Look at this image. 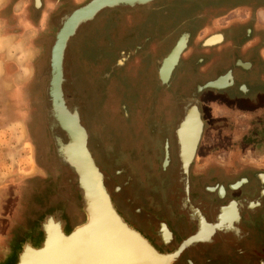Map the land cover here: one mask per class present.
Returning <instances> with one entry per match:
<instances>
[{"label":"flooded vegetation","instance_id":"af4514ba","mask_svg":"<svg viewBox=\"0 0 264 264\" xmlns=\"http://www.w3.org/2000/svg\"><path fill=\"white\" fill-rule=\"evenodd\" d=\"M21 1V5L29 3L31 12L41 11L40 21H48L61 11H66L62 23H57L53 29L56 44L57 35L67 18L94 0H40V6L36 5L37 0ZM166 1L168 3L161 6L158 0H153L144 5L119 4L102 8L93 19L79 25L67 44L68 49L80 32L83 34L82 39L85 36L97 38L96 42L91 39L92 48L104 50L101 62L109 71L107 75L104 74L103 81L110 82L111 88H117L119 84L113 79L115 72L119 68L126 69L122 75L123 82L130 86L123 90L132 95L136 90L132 83L136 72L134 66L128 67L131 60L139 56L150 60L154 58L159 80L161 61L171 53L181 37L187 35V49L183 51L169 82H160L159 88L154 87L153 91L144 89L151 95V100L156 95L161 96L162 104L159 106L163 108L159 114L150 113L149 108L147 114L142 113L144 110L138 108L145 105H141L145 100L140 98L134 102L132 99V114L127 110L128 105L124 106L125 119L120 121L116 133L109 137L115 139L118 148L117 156L114 147L113 152L107 151L106 154L107 163L119 168L115 172L117 185L111 189L115 205L133 227L154 238L159 245L164 244L157 233L160 234L163 227L168 226L175 235L168 248L177 250L200 233L202 216L209 224H216L223 209L235 203L239 216L235 226L217 229L210 240L197 241L185 247L180 257L176 258V264L264 262V251L261 248L264 241L253 249L247 243L254 240L257 235L255 233L261 229L258 217H264V5L260 0H207L192 17L174 23L165 11L172 9L169 7H172L175 0ZM186 7L195 8L193 4ZM138 8H147L145 18H140ZM127 9L131 10L132 17L127 22V29L123 30L119 26L121 18L113 17L123 15V10ZM158 11L164 13L158 17V24L155 25L149 18L153 12L158 14ZM100 14L108 17L101 19L98 26H90ZM194 20H199L201 24L192 34L186 27ZM160 26L165 29L164 32L159 33ZM213 34H222L223 42L216 46H204V40ZM196 52L200 58L189 78L176 84L177 69ZM120 61L122 65H119ZM227 77V87L198 91L199 86ZM189 90L191 92L186 95ZM233 91L237 95H232ZM227 92L233 93L228 96ZM173 94H185V97L172 103ZM194 98H199L198 103L191 102ZM193 106H197L201 113L203 130L194 160L190 164L192 166L189 165L186 174L180 154L182 131L179 134V129ZM235 131L241 132L240 135L233 137ZM88 134V146L103 172L91 146L92 135ZM206 138L212 140L208 144L211 153L223 146L231 148L226 162H209L204 163L205 168L201 167L198 163L199 154ZM161 156L162 162L157 165L156 160L159 161ZM142 174L143 179L139 177ZM103 175L107 187L108 177L105 172ZM237 184L240 186L236 188ZM251 185L255 186L254 190L257 188V195L254 190L247 189ZM243 193L255 194L256 198H248L245 203L242 196H239Z\"/></svg>","mask_w":264,"mask_h":264},{"label":"rangeland","instance_id":"374dc122","mask_svg":"<svg viewBox=\"0 0 264 264\" xmlns=\"http://www.w3.org/2000/svg\"><path fill=\"white\" fill-rule=\"evenodd\" d=\"M158 1L160 6L168 3L166 0ZM193 1L175 0L172 2V7H169L173 10L167 9L165 12L174 23L183 18H190L200 9L201 4L205 5L207 2V0ZM260 2L264 5V0ZM21 4V0H0V262L9 254L12 245L19 243L30 232L33 223L50 208L55 210L50 211L49 217L63 209L72 225L83 220L80 204L76 200V177L70 167L63 164L54 139L55 135L63 143H67V136L57 125L54 117L48 118L46 113V110L52 107L48 90L54 72L50 60L56 41V33L53 29L57 23H62L66 11H61L48 21H40L41 11L31 12L29 3ZM188 4L190 6L193 4L195 8L187 9ZM138 9L136 10L140 11V18H145L148 13L147 8ZM123 11V15H114L113 18H121L119 26L126 30L127 22L132 15L129 9ZM163 13L164 11H158V14L153 12L149 19L157 25L156 21ZM107 17L106 14L98 15L90 26H98L99 21ZM200 24L199 20H194L186 28L194 34ZM159 28V33L164 32L163 27ZM218 29L222 30V27ZM82 35L80 32L67 49L64 58L63 92L68 106L75 107L74 110L80 113L84 126L92 135L91 146L100 162V168L108 177L107 188L111 192V189L117 185L118 178L115 172L119 168L115 164L107 163L106 154L107 151L113 152V147L116 148L115 139L109 137L116 133L120 121L124 120L126 115L124 106L128 105L127 110L132 114L133 100L135 102L141 98L145 100L141 105H145L138 109L144 110L142 112L144 114L148 113L146 111L148 108L152 114H159L160 109L163 108L159 106L162 104L161 96L156 95L151 100V95L145 91L147 89L153 91L154 87L160 86L156 70L157 62L153 61L154 58L150 60L141 58L142 56L131 60L128 67L134 66L136 73L132 83L136 90L131 93L132 95L130 92L127 94L123 89L130 85L123 82L122 76L126 69L116 70L113 79L119 85L117 88H111L110 82L103 81L104 74L107 75L109 72L106 70L108 67L104 68L101 62L104 50L98 49V51L94 49L95 47L92 48L93 38L84 35L82 39ZM95 39L97 38L93 41L96 42ZM198 50L201 51V48L199 47ZM199 58L196 52L181 63L175 73L176 84L189 78ZM190 92L189 90L186 95ZM233 92L232 95H237L236 91ZM231 93L227 92V95L230 96ZM182 97L184 98L185 94H173L172 103H176ZM149 100L151 101L148 102ZM240 133L235 131L233 137L239 136ZM211 141V138L205 139L199 154L198 163L204 168V163L226 162L230 156L231 148L224 146L216 152H209L211 150L208 149V144ZM116 149L117 156L118 148ZM161 162L162 156L159 161L156 160L157 165ZM35 166L38 170H35ZM34 172L35 176H32ZM139 177L144 178V174ZM247 189L254 190L255 186L251 185ZM166 231L162 230L157 235L162 238ZM48 244L49 240H46L43 249H46ZM27 245V252H35L29 248V244Z\"/></svg>","mask_w":264,"mask_h":264},{"label":"water","instance_id":"95a60500","mask_svg":"<svg viewBox=\"0 0 264 264\" xmlns=\"http://www.w3.org/2000/svg\"><path fill=\"white\" fill-rule=\"evenodd\" d=\"M98 1H100V0H94L88 6L82 8V9H79V10L75 11L74 13H72L71 16L67 18L64 26L61 28L60 32L57 35V42L53 47L52 57H51V63L54 67V72L51 75L50 87L48 90V93H49L51 100H52V107L48 108L46 110L48 118L53 117L52 114L54 112H56L54 109L56 108L57 104L62 105L65 109H67L69 107L66 105V101L64 100V95H63V91H62V84L64 81V78H63L64 67H63L62 58H63V51L66 52V49H67L66 44H64V48L62 50V54L60 57V62H59V64H56V60L58 58L57 50H58V47H59V44L61 41L62 34L65 31L67 24L78 13L92 7ZM135 4H137V3H135V2H133V3H121V5H130V6L135 5ZM139 5H144V3H141ZM101 9H102V7L99 8L97 11H99ZM184 38H187V35H184L178 41V43L175 45V47L173 48L171 53L165 59H163L161 61V66L159 69V80L162 84H166L167 82H169L175 67L178 65V63L180 61L181 53L187 47V43H185V47L179 52L178 60L175 62V64L173 65V67L171 69V76L168 79L163 78L162 71L164 69L166 62L173 55V53L179 47V45L181 44V42ZM121 64H122V62L120 61L119 65H121ZM64 77H65V73H64ZM220 80H222V78H219L218 80H215V81H210L203 86H199L198 91L200 92L206 88L221 89V88L227 87L229 85L228 84L226 86H220L218 84L220 82ZM191 102L198 103V99L194 98L191 100ZM69 109H70V111L72 110V117L75 120V128H76L77 132L79 133V135H82L81 136L82 140L80 143L78 141L74 140V138L72 137L70 132L65 129V127L61 121V118L58 114L56 115L57 125L60 127V129L63 132H65V134H67L68 141H67V143H63L60 140V138L58 136H55V135H54V139L57 142V146H58L59 150H61L62 152L65 153V158H63V160L67 163L65 165L70 167L72 173L76 177V183H75L76 200L80 204V210L83 214V220L76 225H72L69 217H67L65 215V212L63 211V209L61 210L65 216L64 217L65 218V226L63 229L66 230V233H67L66 239H71L73 237H85V234L88 233L89 234L88 236H90V238H91V236L94 235L95 238L93 239V243L95 241H97V243H98V240L100 239V237L104 236L105 239H104L103 243H100L101 246H99L98 249L100 250V249H103L102 247H105V249L106 248L110 249L109 250L110 252L113 250H116V251L120 252L121 255L124 256L125 251H127L124 248L125 242H123V240H121V239H118V237L115 234L113 227H112V226H116V225H113L114 224L113 222L116 221L117 222L116 224L123 226L125 229H127L128 232H130V234L132 233L134 235V237L139 239L141 242L145 241V240H149V242H150L149 246L144 245V244H140L141 249H139L136 246L137 245L136 244L135 245L136 247L133 248V249L139 250V252H140V250L143 252L144 257L146 259L142 257L139 260L140 262H146L147 261V262H156V263L158 262L159 264H171L170 263L171 262L170 255H166V254L168 252H169L168 254H174V252H175L174 249L173 250L167 249L168 251L166 253V251L163 250L164 245L157 244L156 242H154L152 240L151 237L144 235L137 228L133 227L123 217L122 213L116 207V205L114 203V198H113L111 192L109 191V189L105 185L104 176H103V174L100 173L99 167H98L96 161L93 160V157L91 155L92 152L89 151L90 148L87 146V134L85 133V129H84V125L82 123V120H80L81 116L77 113L76 110H74L70 107H69ZM193 113L195 114V117L198 119L200 130L198 133V137H196V141L193 145V149H194L193 150V156L187 162H185L183 160L184 171L186 174L188 173L189 165L194 160L195 153H196V150H197L200 138H201L202 130H203V122L201 121V113L198 110L197 106H193L190 109V111L188 112V118L182 123L181 128L179 129V134H181V131L186 130L187 123H189L190 117H192ZM83 137H85V138L83 139ZM75 148H79L83 151V153L85 155V163L87 165V167L85 166L87 169V172L85 171V169L84 170L82 169L83 163L76 156H74L73 151L75 150ZM182 151L183 150L181 147V153H182ZM51 210H55V208H50L47 212H45L44 214H42L40 216V218L37 220V222L33 228V231L29 232L30 233V234L28 233L29 235L26 234L21 239V241L19 243L13 244L12 248L10 249L9 254L5 255L4 260L1 261L0 264H9V262L11 260H13L14 258L17 259L20 256V253H22L23 251H24L23 257L25 258V261L29 260L28 256L27 257L24 256V254H26L25 253L26 252V250H25L26 242L29 239L31 241L35 242L34 248L36 250H39L41 244H43V241L45 239L47 241L50 240L47 226L49 224L48 221L50 220V217L48 214H50ZM104 210H106L107 213H104ZM111 219H115V221L111 222ZM217 221H220V214L217 217ZM107 236H108V238H107ZM30 237H33V238H30ZM73 240H75V239L73 238ZM129 241H130V243H129L130 245L135 244L132 238ZM107 244L110 246L107 247ZM145 246H147V248L149 250ZM144 250L149 251V254H150V255L148 254L149 257H147L145 255ZM177 252L179 253L180 251L176 250V253ZM176 258H177V256H176ZM174 262H176V259L173 261L172 264H175Z\"/></svg>","mask_w":264,"mask_h":264},{"label":"bare ground","instance_id":"6f19581e","mask_svg":"<svg viewBox=\"0 0 264 264\" xmlns=\"http://www.w3.org/2000/svg\"><path fill=\"white\" fill-rule=\"evenodd\" d=\"M150 1L152 0H100L97 3H95L92 7L83 10L82 12L78 13L68 24L67 27L65 29V31L62 34L61 37V41L57 50V55L58 58L56 60V64H59L60 62V57L62 54V50L64 48V44H67L69 42V38L75 34L77 28L79 27V25L81 23H84L85 21L91 20L93 19L96 14L98 12H100L101 10L97 11L99 8H103L105 9L106 7H112L121 3H137V4H147L150 3ZM40 0H37V6H40ZM141 2V3H140ZM114 4V5H113ZM96 20V19H95ZM64 24V23H63ZM92 24V23H91ZM63 26V25H62ZM61 30V29H60ZM74 32V33H73ZM77 35V34H76ZM182 38V37H181ZM220 38V37H219ZM213 39V38H212ZM66 41V42H65ZM207 41V39L204 40L203 45L204 46H211L209 44H205ZM211 41V40H210ZM215 41V40H214ZM219 41V40H218ZM182 43V42H181ZM212 43V42H211ZM181 48L185 47V44L183 45H179ZM187 49V48H186ZM65 50V49H64ZM178 49V52L180 51ZM65 54L66 52L63 51V67H64V58H65ZM179 54V53H178ZM51 60V59H50ZM177 59H174V61ZM169 61V60H168ZM175 63V62H174ZM53 66V65H52ZM249 66V65H248ZM170 69V68H169ZM172 69V68H171ZM54 71V70H53ZM162 75L163 78L168 79L171 76V70L169 71L168 69H166V67L164 66V69L162 71ZM48 77V76H47ZM71 77V76H70ZM63 78H64V72H63ZM229 78V77H228ZM223 80V79H222ZM228 80V79H227ZM72 81V80H71ZM64 82V81H63ZM226 83V82H225ZM75 85V84H74ZM76 86V85H75ZM223 86V85H222ZM62 91H63V84H62ZM67 93V92H66ZM74 93V92H73ZM80 94V93H78ZM64 95V92H63ZM81 95V94H80ZM71 97V96H70ZM199 99V98H198ZM64 100L66 101L65 97ZM72 100V99H71ZM72 103V102H71ZM66 105L68 106V103L66 101ZM202 106V105H201ZM75 107H73L72 109H74ZM56 112H54L52 115L55 119V121L57 122L56 119V115L58 114L61 118V121L65 127V129L67 131L70 132V134L72 135V137L74 138V140L78 141L79 143L81 142L82 135H79V133L77 132L76 128H75V120L72 117V111L69 110V107L67 109H65L62 105L57 104L56 108L54 109ZM78 113V112H77ZM137 113V112H136ZM80 115V113H78ZM186 116V115H185ZM135 117V116H134ZM125 119V118H124ZM136 119V118H135ZM82 120V119H80ZM132 120V119H131ZM183 121V120H182ZM176 122V121H175ZM99 127V126H98ZM94 128V127H93ZM85 129V133L87 134V146H88V142L90 139V136ZM132 130V129H131ZM199 122L198 119L195 117V114L193 113L192 117H190L189 123H187V128L186 130L182 131L181 134V145H182V153L181 154V159L184 160L185 162H187L192 156H193V145L196 141V137H198V133H199ZM133 132V131H132ZM119 135V134H118ZM67 136V134H66ZM178 136V135H177ZM85 137H83L84 139ZM103 138V137H102ZM128 138V137H127ZM68 139V138H67ZM174 140V139H173ZM119 142V140H118ZM129 142V141H128ZM170 142V141H169ZM107 144V143H106ZM118 144V143H117ZM136 145V144H135ZM89 147V146H88ZM58 148V146H57ZM198 148V147H197ZM116 149V148H115ZM91 151V150H89ZM74 156H76L82 163V169L87 172V165L85 163V155L83 153V151L79 148H75V150L73 151ZM33 153V151H32ZM58 154L60 156V158L62 159L64 164H67L63 158H65V153L62 152L61 150H59L58 148ZM152 154V153H151ZM171 154V153H170ZM93 157V160L96 161L97 160L94 158L93 154H91ZM36 156V155H35ZM154 157V156H153ZM135 158V157H134ZM137 158V157H136ZM135 158V159H136ZM138 159V158H137ZM144 161V160H143ZM48 162V161H47ZM51 162V161H50ZM46 163V162H45ZM98 165V163H97ZM170 165V164H169ZM50 166V165H49ZM86 166V167H85ZM192 165H190L191 167ZM146 167V166H145ZM261 167V166H260ZM168 168V167H167ZM173 169V168H172ZM35 170H38L37 167L35 166ZM154 170V169H153ZM100 173L103 174V172L99 169ZM190 171V169H189ZM141 172V171H140ZM194 172V171H193ZM192 172V173H193ZM35 176V172L33 173ZM158 175V174H157ZM253 175V174H252ZM259 175V174H258ZM104 176V175H103ZM163 176V175H162ZM137 177V176H136ZM208 177V176H207ZM173 178V177H172ZM264 178V177H263ZM143 179V178H142ZM238 179V178H237ZM199 180V179H198ZM261 180V179H260ZM249 181V179H248ZM197 182V181H196ZM241 182V181H240ZM239 182V183H240ZM206 183V182H205ZM165 184V183H164ZM212 184V183H211ZM221 186V185H220ZM219 186V187H220ZM240 184L236 185V188L239 187ZM186 188V187H185ZM242 188V187H241ZM169 189V188H168ZM191 189V188H190ZM222 189V188H221ZM219 190V189H218ZM237 190V189H236ZM201 191V190H200ZM224 191V190H223ZM233 191V190H232ZM235 191V190H234ZM224 193V192H223ZM222 193V195H223ZM144 198V197H142ZM144 203V202H143ZM230 203V202H229ZM145 204V203H144ZM227 206V204H226ZM210 208V207H209ZM199 209V208H198ZM74 210V209H72ZM119 210V209H118ZM192 210V209H191ZM48 211V210H47ZM103 211V210H102ZM194 211V210H193ZM196 211V210H195ZM104 213H107L106 210H104ZM208 213V212H207ZM245 213V212H244ZM44 214V213H43ZM221 214V213H220ZM65 215L68 217L67 213H65ZM107 215V214H106ZM123 215V214H122ZM202 216V214H200ZM64 214L61 210L58 211V213L54 214V215H50V220L49 225H48V229H52L51 231H48L49 233V244L48 247H46V249H43L44 245L41 244L39 250H36L35 247V242L31 241L30 239L26 242V247L28 246L27 244H29V248L32 249L35 252H25L26 254H24L25 257L28 256L27 261H25V258L23 257V252L22 254L20 253V256L16 259L14 258L13 260H11L9 262V264H157L156 262H140L139 260L144 257L143 252L137 249H133L134 247H138L139 249H141V245L140 244H144L149 246L150 242L149 240H145V241H140L139 239H137L136 237H134V235L130 232L127 231V229H125L123 226L116 224L117 222L115 221V219H111V222H113V225L116 226H112L113 230L115 232V234L117 235L118 239L123 240V242H125L124 248L125 250V254L124 256L121 255L120 252L113 250V251H109L110 249H105V247H102L103 249H98L99 246H101L100 243H103L105 237L102 236L100 237V239L97 241H95L93 243V239L95 238L94 235L88 236L89 234L86 233L85 237H73L75 240H73V238L71 239H66L67 238V233L66 230H64V226H65V218H64ZM124 217V216H123ZM203 217V216H202ZM200 218L201 220V230L200 233L195 237V238H191L189 241H187L180 249L176 248L177 250H179L180 252L176 253V250L174 249V254H168L167 253V249H169L168 247L171 246L172 244V239H174L173 237L175 236L174 234H172L171 230L168 228V226H164L162 230H167L166 232L163 233V241H164V246H163V250L166 251V255H170L171 258V264L173 263V261L177 258L180 257V253L182 251H184V248L193 244V243H198L199 241H208L212 238V236L214 235V232L217 229H224V228H232L235 225V222H237L239 220V216H238V210L236 207L235 203H232L230 207L224 208L222 211V214L220 215V221H218L216 224H209L207 222V220L203 217ZM125 218V217H124ZM139 218V217H138ZM38 220V219H37ZM37 222V221H36ZM35 223H33L32 229L30 230V232L33 231V228L35 226ZM131 224V223H130ZM245 224V223H244ZM253 230V229H252ZM30 234V233H29ZM28 234V235H29ZM145 235V234H144ZM192 235V234H191ZM216 236V235H215ZM254 236V235H253ZM255 237V236H254ZM33 238V237H30ZM108 238V236H107ZM133 239L134 241V245H130V239ZM45 239V238H44ZM46 240V239H45ZM45 240L43 241V243L45 242ZM152 240L155 242L154 238H152ZM249 240V239H248ZM247 240V241H248ZM120 241V240H119ZM178 241H181L180 238H178ZM198 241V242H197ZM248 243V242H247ZM254 243V242H253ZM137 244V245H136ZM106 245V244H105ZM136 245V246H135ZM110 245L107 244V247H109ZM140 246V247H139ZM147 246H145L147 248ZM181 246V245H179ZM216 246V245H215ZM222 246V245H221ZM25 247V250L27 249ZM203 247V246H202ZM41 249V250H40ZM148 249V248H147ZM253 249V247H252ZM143 250V249H142ZM149 250V249H148ZM147 250V251H148ZM170 250V249H169ZM220 250V248H219ZM40 251V252H39ZM146 250H144L145 255L147 257H149V251L147 252ZM38 252V253H37ZM231 253V252H230ZM149 254V255H148ZM215 254V253H214ZM232 255V254H231ZM146 259V258H145ZM144 260V259H143ZM145 261V260H144ZM175 264L177 262H174ZM159 264V263H158Z\"/></svg>","mask_w":264,"mask_h":264},{"label":"crops","instance_id":"0c3cea01","mask_svg":"<svg viewBox=\"0 0 264 264\" xmlns=\"http://www.w3.org/2000/svg\"><path fill=\"white\" fill-rule=\"evenodd\" d=\"M153 1V0H152ZM152 1H150V2H152ZM214 35V36H213ZM213 35H211V36H209L208 38H206V39H208L207 41H206V43L205 44H209V45H211V46H216V45H218V44H220V43H222L223 42V40H224V37H223V35L222 34H217V35H215V34H213ZM220 37V38H219ZM213 38V39H212ZM211 40V41H210ZM215 40V41H214ZM219 40V41H218ZM212 42V43H211ZM182 43H183V45L185 44V43H187V38H184L183 40H182ZM182 43L180 44V45H182ZM182 47V46H181ZM180 46L176 49V51L173 53V55L169 58V61H167L166 62V64H165V67H166V69H168L169 71L171 70V68L173 67V65L175 64L174 62H176L177 60H178V53L183 49H181L180 50V48H181ZM178 49L180 50L179 52H178ZM183 53V52H182ZM182 53H181V55H180V57L182 56ZM174 59H177V60H175L174 61ZM170 68V69H169ZM223 80H220V82L218 83L220 86H226V85H228V80H229V78L227 77V78H222ZM228 79V80H227ZM226 82V83H225ZM250 191V190H249ZM257 188H256V190H254V193L257 195ZM255 194H252V195H249V194H242V195H239V196H242V198H243V200H244V202L245 203H247V199L248 198H250L251 200L252 199H254V198H256L255 197ZM238 196V195H237ZM258 198V197H257ZM257 221H259L260 222V224H263L264 223V217L263 216H260V217H258V220ZM239 232V231H238ZM252 232V231H251ZM255 234H257V235H255ZM255 234H253V235H255V239L254 240H250V242H248V244L250 245L249 247L250 248H252V247H254L255 245H258V243L259 242H261V241H264V227H261V229L257 232V233H255ZM185 235V234H184ZM254 242V243H253ZM262 248V250L264 251V246H262L261 247ZM262 257H264V255L262 256ZM194 262H189V264H193ZM199 264H208L207 262H198ZM210 264H264V262H221V263H214V262H212V263H210Z\"/></svg>","mask_w":264,"mask_h":264}]
</instances>
